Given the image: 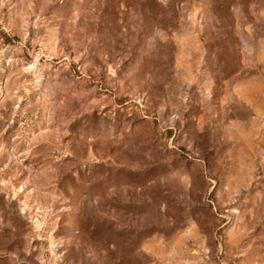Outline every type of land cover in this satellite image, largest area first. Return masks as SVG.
Returning <instances> with one entry per match:
<instances>
[{
    "label": "rangeland",
    "instance_id": "obj_1",
    "mask_svg": "<svg viewBox=\"0 0 264 264\" xmlns=\"http://www.w3.org/2000/svg\"><path fill=\"white\" fill-rule=\"evenodd\" d=\"M0 264H264V0H0Z\"/></svg>",
    "mask_w": 264,
    "mask_h": 264
}]
</instances>
